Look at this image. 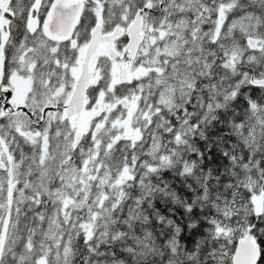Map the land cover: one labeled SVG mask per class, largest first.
<instances>
[{"label": "snow or ice", "instance_id": "1", "mask_svg": "<svg viewBox=\"0 0 264 264\" xmlns=\"http://www.w3.org/2000/svg\"><path fill=\"white\" fill-rule=\"evenodd\" d=\"M0 264H264V0H0Z\"/></svg>", "mask_w": 264, "mask_h": 264}]
</instances>
